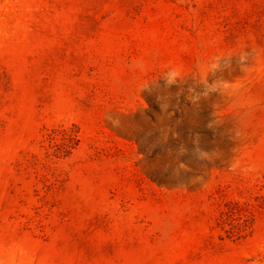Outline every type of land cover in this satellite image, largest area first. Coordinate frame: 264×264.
Wrapping results in <instances>:
<instances>
[{"label":"rangeland","instance_id":"1","mask_svg":"<svg viewBox=\"0 0 264 264\" xmlns=\"http://www.w3.org/2000/svg\"><path fill=\"white\" fill-rule=\"evenodd\" d=\"M0 264H264V0H0Z\"/></svg>","mask_w":264,"mask_h":264}]
</instances>
